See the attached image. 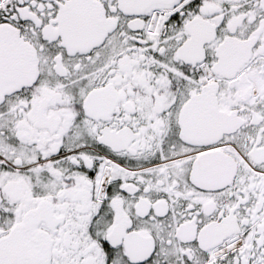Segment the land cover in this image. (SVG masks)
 <instances>
[{
    "label": "snow or ice",
    "instance_id": "1",
    "mask_svg": "<svg viewBox=\"0 0 264 264\" xmlns=\"http://www.w3.org/2000/svg\"><path fill=\"white\" fill-rule=\"evenodd\" d=\"M0 264H264V0H0Z\"/></svg>",
    "mask_w": 264,
    "mask_h": 264
}]
</instances>
